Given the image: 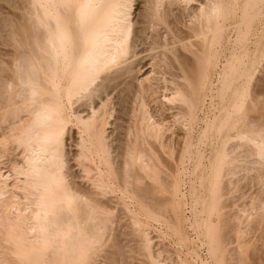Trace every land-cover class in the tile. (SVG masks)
I'll list each match as a JSON object with an SVG mask.
<instances>
[{"label":"bare ground","instance_id":"1","mask_svg":"<svg viewBox=\"0 0 264 264\" xmlns=\"http://www.w3.org/2000/svg\"><path fill=\"white\" fill-rule=\"evenodd\" d=\"M0 264H264V0H0Z\"/></svg>","mask_w":264,"mask_h":264},{"label":"rangeland","instance_id":"2","mask_svg":"<svg viewBox=\"0 0 264 264\" xmlns=\"http://www.w3.org/2000/svg\"><path fill=\"white\" fill-rule=\"evenodd\" d=\"M145 55H146V54H145ZM145 55H143V56H145ZM143 56H140V57H143ZM146 62H147V61H146ZM146 62L144 63V65L146 64ZM149 68H150L149 65L145 66L143 72L140 74V77H141V76H142V77H143V76H146V75H144V74H146V73L148 72ZM142 77H141V78H142Z\"/></svg>","mask_w":264,"mask_h":264}]
</instances>
